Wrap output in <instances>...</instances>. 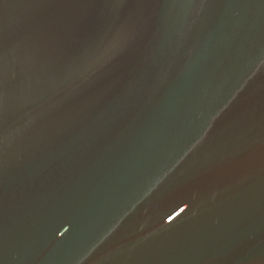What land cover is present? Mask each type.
Here are the masks:
<instances>
[{"label":"water","instance_id":"1","mask_svg":"<svg viewBox=\"0 0 264 264\" xmlns=\"http://www.w3.org/2000/svg\"><path fill=\"white\" fill-rule=\"evenodd\" d=\"M0 264H264V0H0Z\"/></svg>","mask_w":264,"mask_h":264}]
</instances>
